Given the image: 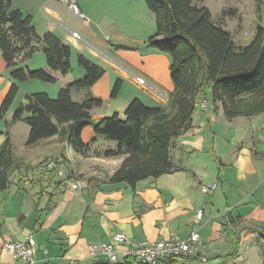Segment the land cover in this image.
I'll list each match as a JSON object with an SVG mask.
<instances>
[{
    "label": "crops",
    "instance_id": "1",
    "mask_svg": "<svg viewBox=\"0 0 264 264\" xmlns=\"http://www.w3.org/2000/svg\"><path fill=\"white\" fill-rule=\"evenodd\" d=\"M75 1L86 21L70 29L61 23L65 14H71L65 2L11 0L13 9L30 17L39 36L50 33L69 46L70 65L80 54L104 70L90 87L71 88V99L74 102H82L88 96L101 99V106L90 111L95 122L113 113L124 117L125 107L134 98L145 105L166 106L173 87L170 58L146 43L154 33L151 32L154 15L151 13L148 30L150 26L145 27L146 24L120 20L107 11L92 12L86 0ZM135 26L134 32L131 28ZM72 32L79 37H73ZM43 48L44 43H39L31 57L18 60L12 67L6 66L0 51L2 100L12 84L19 88L20 83L36 80L13 79L11 71L17 68L50 72L55 81L60 80L54 93L77 80L69 73L62 75L49 70ZM40 53L42 61L33 63ZM125 68L134 69V77L146 79L148 86H141L144 98L117 99L128 77ZM81 70L78 73L84 75ZM117 79L121 86L116 101L110 92ZM158 85L168 93L157 91ZM46 91L47 95H53L54 89ZM33 93L36 92H27ZM202 101L205 107L198 104ZM15 109L9 115L7 110L0 119L3 120L0 146L9 139L14 155L21 161L11 173L9 184L0 191V264H22L1 247L5 239L22 240L28 235H32L36 245L35 264H106L102 257L90 258L87 247L93 242L110 241L115 232L135 241H154L175 235L185 238L197 230L207 257L198 264H246L250 244L264 246L260 236L264 233V112L228 119L218 103L198 98L191 126L177 137L171 151L176 168L131 187L108 181L123 159L103 155L105 149L116 147L115 142L84 133L83 128L82 141L92 140L86 155L75 153L57 135L27 146V124L24 129L27 136L20 142L14 139L15 128L23 121L12 119ZM51 160L57 168L47 166ZM75 180H79V187L72 189L70 185ZM212 183H216L214 191L201 190V185ZM198 211L201 217L196 220ZM258 256L264 262V254ZM189 261L195 262L192 256ZM117 264L136 263L119 258Z\"/></svg>",
    "mask_w": 264,
    "mask_h": 264
},
{
    "label": "trees",
    "instance_id": "2",
    "mask_svg": "<svg viewBox=\"0 0 264 264\" xmlns=\"http://www.w3.org/2000/svg\"><path fill=\"white\" fill-rule=\"evenodd\" d=\"M144 2L155 23L154 33L146 43L170 58L169 77L173 87L166 106H147L134 98L125 107L124 117L113 113L95 122L90 111L100 107L102 100L88 96L82 102H74L70 90L90 87L104 70L79 54L77 63L85 72L82 78L61 88L55 98L44 92L27 94L15 109L12 119L23 120L29 126L27 146L57 135L75 153L86 155L92 140L83 142L81 132L89 125L95 135L116 144L114 149H105L104 156L123 157L108 181L134 187L140 180L156 178L176 168L171 156L175 140L191 126L196 101L206 100V87L225 118L264 112V26L255 27L247 44L236 45L230 33L213 22L204 5L193 0ZM41 42L48 69L67 74L69 46L50 33L39 36L30 17L13 9L11 0H0V51L6 66H15L18 60L31 57ZM10 76L18 81H55L50 72L27 67L11 71ZM120 86V79L115 80L110 92L112 98ZM17 89L15 84L9 87L0 103V119ZM20 164L6 139L0 146V191L9 184L11 173ZM260 236L264 239L263 232Z\"/></svg>",
    "mask_w": 264,
    "mask_h": 264
},
{
    "label": "rangeland",
    "instance_id": "3",
    "mask_svg": "<svg viewBox=\"0 0 264 264\" xmlns=\"http://www.w3.org/2000/svg\"><path fill=\"white\" fill-rule=\"evenodd\" d=\"M86 3L90 6L92 12H95L97 14L101 12H106L108 15H113L114 17H117L120 20H130L135 23L140 24H146L145 27L150 26L149 23L151 12L148 10L144 0H86ZM193 3L197 5H204L208 8L211 18L213 22L217 25H219L221 28L228 31L231 35V38L233 42L236 45H245L247 44L254 32L255 27L257 25L264 26V0H193ZM65 9L64 7H62ZM71 13V12H70ZM61 23L63 25H67L70 29L71 28H77L78 25L82 22L81 19L71 14H65L63 16ZM154 22V17H153ZM151 28V26L148 28V30ZM132 31H136L135 29L131 28ZM154 31V23L151 32ZM38 55V54H37ZM42 53L37 56L33 63H38V59L42 61ZM39 57V58H38ZM117 59V58H116ZM2 58L0 59V61ZM120 60V59H117ZM132 68V67H131ZM127 71L128 77L124 80L123 86H122V92L120 93L118 100H127V98H130L131 96L135 97H143V90L142 87L147 86H140L136 84L133 80V75L135 74L134 69L133 71L129 70L128 68H125ZM81 68L78 66L77 61L73 62L72 65H70L69 74L76 76V79L82 78V74L78 73ZM79 76V77H77ZM145 82L147 83L146 79L144 78ZM115 81H113V84ZM112 84V87H113ZM148 84V83H147ZM60 86V80L54 81V82H43L39 80H33L32 82H25L24 84L19 85L18 91L15 95V98L12 102V107L8 109V115L11 111V109L14 110V108H17V106L24 101L25 94L27 92H47L46 90H50L51 88L54 89L53 98L57 96V93H54L56 88ZM111 87V88H112ZM2 88V87H1ZM0 88V89H1ZM148 89H150L148 87ZM163 90L166 94L168 91L165 87H161L158 85V90ZM162 92V91H161ZM205 95L207 100L211 101V97L209 95V88L206 87L205 89ZM2 93H0V99L2 98ZM117 97V96H116ZM114 97V99H116ZM76 95H74V100L76 99ZM113 99V101H114ZM116 99V101H117ZM2 100V99H1ZM200 104V103H198ZM149 106V105H147ZM0 125H3V120L0 121ZM27 125L25 122H20L17 127L15 128V137L14 139L16 142H20L24 136H27L24 129H26ZM84 133H89L91 136L94 135L92 131L91 126H85L84 127ZM99 136V135H96ZM104 138L103 136H99ZM111 142V140H108ZM114 144V141H112ZM258 254H264V246L255 244H250L248 248V261L246 264H264L263 258L258 256Z\"/></svg>",
    "mask_w": 264,
    "mask_h": 264
},
{
    "label": "built area",
    "instance_id": "4",
    "mask_svg": "<svg viewBox=\"0 0 264 264\" xmlns=\"http://www.w3.org/2000/svg\"><path fill=\"white\" fill-rule=\"evenodd\" d=\"M65 2L69 11L82 21H86L85 15L80 10L75 0H58ZM72 36L78 38L79 35L72 32ZM135 82L140 86H148L145 80L139 76L134 77ZM205 107V101L200 102ZM49 168H57L55 161L51 160L47 163ZM57 174L61 175V171L57 170ZM79 187V180H75L70 188ZM216 189V183L201 185L203 192H210ZM201 217V211L196 213V220ZM203 243L200 240L197 230L182 238L173 236L171 239H158L154 241H135L130 239L122 232H115L110 241L93 242L87 247L88 256L90 258L102 257L106 264H117L119 258L131 260L136 264H198L207 260L203 253ZM2 250L12 254L14 258L22 264H35L36 245L32 235H28L22 240L5 239ZM190 256L195 261H189ZM177 259H182L179 262Z\"/></svg>",
    "mask_w": 264,
    "mask_h": 264
}]
</instances>
